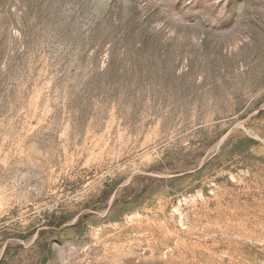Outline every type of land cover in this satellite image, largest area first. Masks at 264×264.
Listing matches in <instances>:
<instances>
[{"label":"rangeland","instance_id":"obj_1","mask_svg":"<svg viewBox=\"0 0 264 264\" xmlns=\"http://www.w3.org/2000/svg\"><path fill=\"white\" fill-rule=\"evenodd\" d=\"M0 264H264V0H0Z\"/></svg>","mask_w":264,"mask_h":264}]
</instances>
